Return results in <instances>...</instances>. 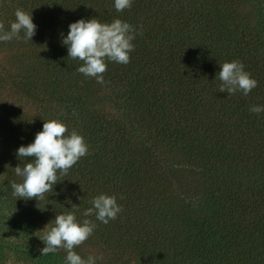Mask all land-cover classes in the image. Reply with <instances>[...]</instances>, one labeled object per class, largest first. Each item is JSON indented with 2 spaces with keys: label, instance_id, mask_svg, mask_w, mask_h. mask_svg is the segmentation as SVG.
Instances as JSON below:
<instances>
[{
  "label": "trees",
  "instance_id": "1",
  "mask_svg": "<svg viewBox=\"0 0 264 264\" xmlns=\"http://www.w3.org/2000/svg\"><path fill=\"white\" fill-rule=\"evenodd\" d=\"M17 9L37 29L32 41H0V264L10 252L64 264L63 248L41 255L44 227L62 212L84 219L101 193L122 211L107 224L87 217L96 227L74 248L82 258L264 264V112L249 111L264 105V0H132L121 12L113 0H0L3 31ZM93 17L139 30L130 62H107L103 85L60 43L71 22ZM231 60L258 82L247 96L218 91L219 64ZM49 119L81 133L88 153L43 198L17 199L16 149Z\"/></svg>",
  "mask_w": 264,
  "mask_h": 264
},
{
  "label": "clouds",
  "instance_id": "2",
  "mask_svg": "<svg viewBox=\"0 0 264 264\" xmlns=\"http://www.w3.org/2000/svg\"><path fill=\"white\" fill-rule=\"evenodd\" d=\"M131 4L132 0H113L117 12L130 8ZM14 16L8 31H3V25L0 24V41L20 39L21 33L24 40L32 41L37 26L31 12L17 9ZM137 34L138 29L119 18L111 22H101L95 17L81 18L68 25L67 34H61L60 43L67 47L68 57L82 61L76 69L78 73L86 78H94L98 84L103 85L107 62L123 65L130 62V53L134 50L132 41ZM219 66L220 70L215 75L221 81L218 91H226L228 96L237 92L247 96L257 86V80L245 70L241 61H226ZM249 111L259 115L264 112V105H250ZM66 132L68 129L64 121L44 120L42 130L35 134L33 141L16 149V156L24 158L25 162L23 167L18 165L14 168L15 175L21 178L20 182L11 183L14 197L25 200L43 198L57 183V173L66 175L88 153V144L81 133L72 130L65 135ZM121 211L122 207L115 196L101 193L92 198L91 207L82 213L85 217L82 220H77L75 211L57 214L44 227L47 230L43 237H39L45 245L40 250L41 255L55 253L63 248L66 252L64 264H97L102 257L89 254L85 259L74 251L75 247L92 235L96 227L87 217L95 215L96 220L107 224L116 219Z\"/></svg>",
  "mask_w": 264,
  "mask_h": 264
},
{
  "label": "rangeland",
  "instance_id": "3",
  "mask_svg": "<svg viewBox=\"0 0 264 264\" xmlns=\"http://www.w3.org/2000/svg\"><path fill=\"white\" fill-rule=\"evenodd\" d=\"M10 101L11 102H15L17 103L18 102V96L16 94H11L10 95ZM16 105V104H15ZM30 108V107H28ZM34 110V109H33ZM5 146H6V143L2 144V142H0V151L2 150H5ZM2 152H0L1 154ZM4 157H5V161H10L11 159V153L10 152H5L3 153ZM15 173V171H14ZM17 178V176H16ZM2 209H5L6 206H2L1 207ZM41 232L43 233V230H41ZM39 237V236H38ZM38 237H37V240H38ZM14 242H19L20 239H14V238H11ZM7 240H9V237H7ZM90 253L86 252V255L88 256ZM12 256V253H7L6 256H5V261H4V264H28V263H24L22 260L23 258H20V259H17V260H13L12 258L10 259V257Z\"/></svg>",
  "mask_w": 264,
  "mask_h": 264
}]
</instances>
